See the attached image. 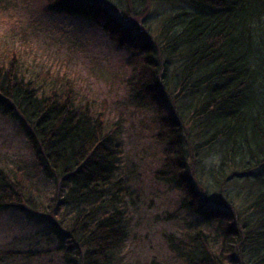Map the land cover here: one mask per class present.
Listing matches in <instances>:
<instances>
[{
  "label": "trees",
  "instance_id": "obj_1",
  "mask_svg": "<svg viewBox=\"0 0 264 264\" xmlns=\"http://www.w3.org/2000/svg\"><path fill=\"white\" fill-rule=\"evenodd\" d=\"M44 1L125 52L130 102L151 114L161 148L154 178L178 193L170 252L184 264H264V0ZM45 78L0 50V113L33 158L30 171L0 167V212L32 213L50 264H123L119 125L71 82ZM38 250H0V262Z\"/></svg>",
  "mask_w": 264,
  "mask_h": 264
},
{
  "label": "rangeland",
  "instance_id": "obj_2",
  "mask_svg": "<svg viewBox=\"0 0 264 264\" xmlns=\"http://www.w3.org/2000/svg\"><path fill=\"white\" fill-rule=\"evenodd\" d=\"M0 50L16 51L33 77L71 82L79 99L119 125L131 221L123 264H184L170 252L166 238L182 229L178 193L154 178L161 148L152 136L151 114L130 102L125 52L89 21L48 12L44 0H0ZM32 162L16 122L0 113V167L30 171ZM30 215L17 209L0 212V250L44 247L37 251L41 256L3 259L0 264H50L44 255H53L47 252L53 247L39 242V226Z\"/></svg>",
  "mask_w": 264,
  "mask_h": 264
}]
</instances>
